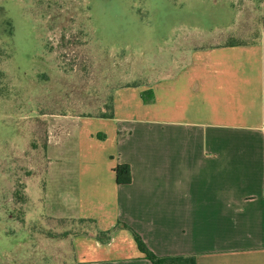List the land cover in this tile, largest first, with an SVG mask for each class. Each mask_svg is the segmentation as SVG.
Segmentation results:
<instances>
[{"label": "crops", "instance_id": "obj_1", "mask_svg": "<svg viewBox=\"0 0 264 264\" xmlns=\"http://www.w3.org/2000/svg\"><path fill=\"white\" fill-rule=\"evenodd\" d=\"M182 60L116 86L113 118L48 121L46 176L74 200L69 215H56L93 218L98 230L124 222L159 256L264 264V29L255 41L197 46ZM72 137L77 157L66 160ZM117 162L129 164V184H116ZM72 241L71 264H152L125 228L106 242Z\"/></svg>", "mask_w": 264, "mask_h": 264}, {"label": "rangeland", "instance_id": "obj_2", "mask_svg": "<svg viewBox=\"0 0 264 264\" xmlns=\"http://www.w3.org/2000/svg\"><path fill=\"white\" fill-rule=\"evenodd\" d=\"M263 29L264 0H0V264H71L94 229L56 215L74 200L46 176L48 121L107 112L116 86ZM73 139L61 158L76 159Z\"/></svg>", "mask_w": 264, "mask_h": 264}, {"label": "trees", "instance_id": "obj_3", "mask_svg": "<svg viewBox=\"0 0 264 264\" xmlns=\"http://www.w3.org/2000/svg\"><path fill=\"white\" fill-rule=\"evenodd\" d=\"M242 43L248 42H240L232 37L227 38L225 41L217 44L221 46H232ZM139 83L131 82L125 84L126 86H135ZM140 96L143 102H151L154 98L152 90L145 89L140 92ZM105 107L108 109L107 112H102L101 114L97 115L99 117L104 118H113V99L112 96L109 97L108 104H105ZM122 136L121 132H117V138L120 139ZM98 137H101L98 135ZM114 172L115 182L118 185L129 184L131 181V171L130 166L127 163L117 162L114 167L112 168ZM77 221L86 224H92L94 229L90 232H83L84 235L94 237L95 239L99 240L100 242H106L111 238L113 231L117 228H125L128 229L137 245L138 250L144 255L146 259H148L152 264H196L195 256L194 255H156L153 251H151L141 236L130 226L126 223L118 221L112 228L106 230H98L95 226V220L93 218H75ZM69 231H64L61 234L54 233L55 236H65L68 235Z\"/></svg>", "mask_w": 264, "mask_h": 264}]
</instances>
